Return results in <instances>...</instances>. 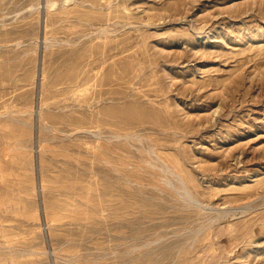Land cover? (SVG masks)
I'll return each instance as SVG.
<instances>
[{
    "label": "rangeland",
    "instance_id": "1",
    "mask_svg": "<svg viewBox=\"0 0 264 264\" xmlns=\"http://www.w3.org/2000/svg\"><path fill=\"white\" fill-rule=\"evenodd\" d=\"M0 261L264 264V0H0Z\"/></svg>",
    "mask_w": 264,
    "mask_h": 264
},
{
    "label": "bare ground",
    "instance_id": "2",
    "mask_svg": "<svg viewBox=\"0 0 264 264\" xmlns=\"http://www.w3.org/2000/svg\"><path fill=\"white\" fill-rule=\"evenodd\" d=\"M123 237H125V236H123ZM132 237H135V235H132ZM136 237H137V235H136ZM138 237H140V236H138ZM132 239H134V238H132ZM137 239V238H136ZM138 239H140V238H138ZM135 241V240H134ZM136 243V242H135ZM134 246V245H133Z\"/></svg>",
    "mask_w": 264,
    "mask_h": 264
},
{
    "label": "crops",
    "instance_id": "3",
    "mask_svg": "<svg viewBox=\"0 0 264 264\" xmlns=\"http://www.w3.org/2000/svg\"><path fill=\"white\" fill-rule=\"evenodd\" d=\"M0 264H2L1 261H0Z\"/></svg>",
    "mask_w": 264,
    "mask_h": 264
}]
</instances>
